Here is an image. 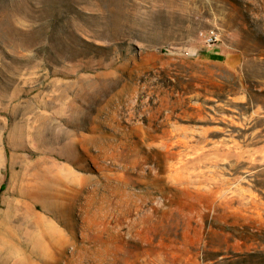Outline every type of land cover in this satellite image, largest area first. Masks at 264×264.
I'll return each instance as SVG.
<instances>
[{"label": "rangeland", "instance_id": "rangeland-1", "mask_svg": "<svg viewBox=\"0 0 264 264\" xmlns=\"http://www.w3.org/2000/svg\"><path fill=\"white\" fill-rule=\"evenodd\" d=\"M18 261L264 264V0H0Z\"/></svg>", "mask_w": 264, "mask_h": 264}, {"label": "built area", "instance_id": "built-area-1", "mask_svg": "<svg viewBox=\"0 0 264 264\" xmlns=\"http://www.w3.org/2000/svg\"><path fill=\"white\" fill-rule=\"evenodd\" d=\"M218 42V34L215 30L211 29L204 35V43L207 46H213Z\"/></svg>", "mask_w": 264, "mask_h": 264}, {"label": "bare ground", "instance_id": "bare-ground-1", "mask_svg": "<svg viewBox=\"0 0 264 264\" xmlns=\"http://www.w3.org/2000/svg\"><path fill=\"white\" fill-rule=\"evenodd\" d=\"M29 260H31V259H29L28 256H26L25 259H22V260L20 259V261H24L26 263L30 262ZM18 263H19V261L16 264H18Z\"/></svg>", "mask_w": 264, "mask_h": 264}]
</instances>
